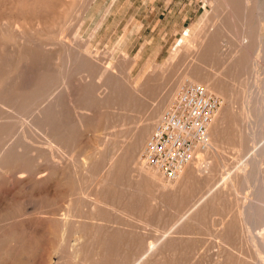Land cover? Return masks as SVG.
Returning a JSON list of instances; mask_svg holds the SVG:
<instances>
[{"label": "rangeland", "instance_id": "obj_1", "mask_svg": "<svg viewBox=\"0 0 264 264\" xmlns=\"http://www.w3.org/2000/svg\"><path fill=\"white\" fill-rule=\"evenodd\" d=\"M263 3L264 0H249L250 7H254V14L262 19L260 25H256L253 30L256 34L259 32L262 35V41H264ZM32 4H35L37 9L35 14H31L29 9ZM214 6L215 0H211V7L206 10L200 9L190 0H0L1 68L16 73L18 49L20 47L30 49L35 46L32 49L39 55L37 54V59L30 61L28 67L26 66L25 74L28 73L26 80L33 82V79L36 80L45 68H50L51 71L53 69L54 72L52 80L45 84L44 91L27 99L22 108L15 107L14 104L0 108L1 120L12 122L5 132L7 137L6 134L0 137V150L1 147L19 144L21 148L30 151V158L36 159L34 161L36 169L51 173L61 165V167H67L71 176L75 178H73L75 187L72 186L74 190L71 194H68L70 192L66 194L62 174L58 175L61 179L60 177H57L58 180L56 177L52 178L41 190H37L36 185L29 182V178L17 179L9 174V180L5 184L0 183V214L9 208L15 212L16 209H20L17 212L19 217L15 220L0 218V237L5 231L7 232V229H12L9 225L10 227L15 225L12 230L17 233L19 231L21 233L25 227L30 229L31 226V229H35V232L41 235L38 239L42 242L38 240L37 244H41L36 246L35 254L34 249L33 259L28 264H55L56 259L59 260L56 258L58 254L54 247H58L59 244L56 242L61 240L55 238L58 241H49L54 239L53 235L52 238H48L52 230L50 227L48 230L49 225L46 222L42 224L44 222L42 217L39 218L48 205L52 207L57 203V206L64 208L70 204V201L75 202L76 199L91 200L95 196L98 182L102 175L106 174L111 160L113 161L112 157H116L118 152L121 153L118 150L120 146L126 145L139 130L147 126L154 128L160 115L187 82L203 83L207 86L210 74L225 71V64L230 61V57L242 43L243 32L238 27L224 31L216 45L218 58L202 61L204 46L208 44L215 27ZM108 8L109 11L104 16ZM99 22V28L94 33L93 29ZM18 30L25 32L22 43L16 36L19 34ZM189 31L191 35L186 36ZM183 37L187 38L186 44L173 54L175 44ZM245 40V46L252 47L248 53L249 59L245 60L246 66H243L236 79L232 80L234 82L229 85L226 95H220L207 86L221 101L214 121L218 119L220 122L228 112L230 116L222 125L230 134H225L221 140H214L210 154L204 155L205 150L200 151L204 157L201 155L194 157L197 166L205 161L208 168L204 165V168L206 167L204 169L206 171H203L204 175L202 173L199 182L190 186L192 189H189L183 202L169 205L156 195L152 188L143 191V187L138 185L141 179L138 178L141 176L140 168L151 167L143 161L146 144L136 161L130 160L126 164L118 193L121 196L126 193L125 196L132 197L135 203L131 206L134 208L131 218L125 219L120 212L121 217L117 218L119 226L122 225V228L126 226L133 233L131 239L127 238L128 245L126 242L121 244V250L128 251V254L123 256L121 264H132L144 255L146 247L151 242L158 243L165 237L180 240L169 253V264H222L227 261L228 256L241 257L249 264H264V219L262 223L259 222L262 219L255 222L258 226L252 222V226L250 225L252 228L248 226L249 228L245 229V224L240 226L238 217V210H241L251 197L252 187L240 185L225 199L223 210L217 213L208 211L199 222L185 227L189 223L186 217L191 214L190 211L197 204L208 198L216 179L219 178L218 183L221 184L222 177L225 179L230 174L242 172L255 148L254 140L245 141L243 100L245 101V94H250L260 85L264 86V75L261 76L264 74L262 70L264 69V42L261 41V48L260 43L253 44L251 40L249 42L246 31ZM87 56L88 64L91 65H88L89 67L82 64L80 60H76ZM197 67L201 68V75L198 78L191 75L190 78L185 77L187 74H192ZM38 69L41 70L40 73ZM33 73L36 74L35 77ZM61 75L64 77H60ZM108 81L110 83L107 84ZM119 83L126 88L122 91L124 94L134 95V91L142 90L146 99L141 100L137 107L129 105L126 99L117 100L116 104L112 102L108 107L103 97L112 95L110 88H114ZM55 97L66 99L64 114L74 129V137L66 147H61L62 152L57 151L53 160L50 157V151L60 146L58 139H50L45 130L37 128L29 131L26 138L22 133L39 108L50 98ZM212 153L218 155L217 162H214ZM39 154L44 157L39 158ZM78 165L84 170H79ZM210 168H213L212 171ZM77 169L78 171L75 172ZM163 179H165L164 176ZM25 180H27L26 184L23 185L21 181ZM164 181L168 183L167 179ZM19 184L24 187L21 188ZM99 204L101 209L108 210L101 218L103 220L100 219L101 222L106 223L110 215H114L113 218L116 217L113 208L111 212L109 202ZM115 204L120 205L118 207L120 210L124 209L122 200L120 204ZM85 211L89 212L87 208ZM109 221L112 220L109 219ZM83 222L85 223L84 220ZM87 222L93 228V218H89ZM231 227L233 228L231 239L226 240L224 234ZM84 229L86 230L87 227L85 226ZM251 229H254L253 232ZM251 233L257 235V237L253 236L252 240L255 238L253 241H251L253 235ZM261 233H263L262 236H260ZM42 235L47 238H43ZM76 241H70L69 253L72 252L73 243L78 246L82 243L83 252L89 238L83 236L80 240L78 239L79 243ZM83 242L86 243L83 245ZM42 244L45 247L47 245L46 248H49L50 252L49 250L43 252V249H46ZM53 245L55 255L51 253ZM6 246L8 247V244ZM86 247V252L82 255L89 254V250L91 252L92 244ZM82 255L79 258L74 257V261L76 262L77 258V261L80 260Z\"/></svg>", "mask_w": 264, "mask_h": 264}, {"label": "bare ground", "instance_id": "obj_2", "mask_svg": "<svg viewBox=\"0 0 264 264\" xmlns=\"http://www.w3.org/2000/svg\"><path fill=\"white\" fill-rule=\"evenodd\" d=\"M34 5L35 4H32L29 6L31 14H35L37 12L36 11L37 9ZM108 11H109V8L106 10V13L104 12L105 13L104 16L108 13ZM214 11L215 12H214V17H213V22H214L215 27L213 26L214 27L213 33H212V36L208 44L204 46V51L201 55L202 61H207V60L218 58L217 57L218 52H217L216 45L218 43L217 41L219 40L220 36L222 35L224 31L231 29L232 27H238V28H241L243 32L242 43L239 45L238 48H236L235 53L232 54V56L229 59L230 61L226 63L227 65L225 64L224 66V68L226 67L227 70L225 69V71H220V72H215L214 74H210L209 85H207L210 89L218 92V94L226 95L229 85L233 84L234 82V81L232 82V80H235L236 79L235 77L238 75V73L243 68V66L244 65L246 66L245 60L249 59L248 53L250 52V50H252V47L250 48L249 46L247 47L245 46V41H246L245 31H246V36L248 37L249 42L251 40L253 44L254 43L261 44V41L263 38L262 35H260L259 32H257L256 34V32L253 30L255 29L256 25H260V22L262 21V19L257 17L254 14L255 13L254 7H250L249 0H215ZM100 22L97 25H95L93 29L94 33L95 31L98 30ZM190 35H191V31L186 33V36H190ZM16 36H18L17 38L20 39L21 43L24 42V39H25L24 31L20 30L19 34ZM186 40L187 38L183 37L180 39V41H178L175 44L174 49H173V54H176L178 50H180V48H182L186 44L187 42ZM30 41L31 40H29V42ZM33 44L35 45L36 43H33ZM26 45H28V43ZM261 46L262 44L259 47L261 48ZM33 47L35 48V46H32V48ZM27 48H29V45ZM32 48L24 49V47L23 48L20 47V49H18V53L16 55V62L18 63L17 69L15 68L16 73H12L8 70H3L0 66V108H2L4 105H9V104H14L15 107L19 106L22 108L24 104L26 103V101H28L27 99H29L30 97H33L35 94H38L41 91H44L43 89L45 87V84L50 82L52 78L54 77L53 69L51 71L50 68H45L43 69V72H41L40 70L42 68L41 67L40 69H38L39 73L40 72L41 73L40 75L38 74L39 76L37 75L38 78L36 80H34L35 78L33 79V82L32 81L28 82V80H26L27 79L26 75L28 74V73L25 74L26 69H27L26 66L28 67V63L30 61L36 60L38 57L37 56L38 53H36V51H34V49ZM260 48L258 49L260 50ZM88 59L89 57L87 56L86 58H81V59L77 58L76 60H80L82 64H84L87 67L90 64V63L88 64ZM23 63L24 65L21 66V64ZM33 67L35 68L34 65ZM200 71H201V68L197 67L195 71L192 72V74H187L185 77L190 78V75H191V77L198 78L201 75ZM33 75L34 77L36 76L35 73H33ZM263 75L264 74H262L261 76L263 77ZM60 77L63 78L64 75H61ZM108 83H110V81H108L107 84ZM193 83H196V82H193ZM129 88L131 89V87ZM110 89H111V92H113V94L103 97L105 104L108 105V107H110L109 104H111L112 102L114 103L115 101L122 100V99L124 100L126 99V102L128 101L129 105L131 104L137 107L140 104L141 100L143 101L146 99V97H144V95L142 94L143 93L142 90L134 91L135 93L134 95L124 94V92L122 91L126 90V88L124 87V85L120 83L116 84L114 88H110ZM132 89L134 90L135 88H132ZM173 101L174 99L172 100V102ZM243 102H244L243 104L244 105L243 106L244 115L242 116H245L244 117L245 118V141L252 139L256 142L254 151L252 152L251 156L247 159V162L245 163V169H243L242 172L238 171L237 173L230 174L225 179L222 177L221 184L218 183L219 178L216 179L214 188L211 190L208 198L207 199L205 198L203 202L201 201V203L197 204L190 211L191 214H189L186 217V220H188L189 223L185 227L192 226V224L199 222L200 218H202L204 214H206L208 211H213L217 213L220 210H223L225 206L224 205L225 199L230 195L232 190L238 189V187L242 184H245V187H249V188L252 187V192H251V197H249L248 200L245 202V206L244 207L242 206L243 208H241V210H238L240 226L242 227L243 224H245V229H247L249 228L248 226H250L252 222L255 223L256 221L262 219L261 221H259L262 223L264 219V86L260 85L258 86L257 89L255 88V91L251 92L248 95L245 94V101L243 100ZM114 104H116V102ZM65 105H66L65 98L64 99L62 97L50 98L48 102L42 107H40L39 110L34 114L32 120H30L31 122L28 123V127L22 133L23 137L26 138L27 133L29 131H32L34 128H37L38 130H45L46 133L49 135L50 139L52 140L58 139L60 146L57 148H53L50 151L51 153L50 157L53 160H54V157L56 156V153H58L57 151L62 152L63 150H61V147L62 146L66 147L73 140V137H74V129L72 128L69 120H67L66 115L64 114ZM169 106L160 115L154 128L151 126H147L143 128L142 130H139L134 136L131 137V140L126 145H122L119 147L118 150L121 153L119 154L118 152L119 155L117 154L116 157L115 156L114 158L112 157L113 161L111 160V164L109 165L106 174L102 175L100 182H98L97 190L94 193L95 196L92 197L91 200L87 201L84 198L76 199L75 202L74 200L72 202L70 201V204L64 208H62L61 206H57L58 205L57 203H56L57 205L55 204V206L53 205L52 207L48 205L47 206L48 208L41 213L40 217L38 215L39 218L42 217V220H44L42 224L46 222L47 225H49L47 226L48 230H50L49 227L52 230L51 231L52 234L51 232L47 230L50 233L49 235H51V236H48L49 239L54 236V239L52 238V240L50 239L49 241L56 242L58 240H61V242L60 241L56 242L57 244H59L58 247H54V245H57V244H54L51 247V250L53 247L55 248V250L57 249L58 256L56 254L57 256L56 258H59V260L56 259L55 264H121V260L123 259V256L125 254H128V251L121 250V247H122L121 244L123 242H126L128 245L129 241L127 240V238H130V237L132 238L133 233L130 231V229H128V227L125 226V228H122L121 224H120L121 226H119V223H118L119 221L117 220V218L121 217L122 214H123V217L125 216V219L131 218V213L133 212V209H134L131 206L133 205V203H135V200L128 195L125 196L126 193L124 194L125 198H121L124 196H121L118 193V188L120 186L119 185L120 179L123 173L125 172L126 164L130 160L135 162L138 155L141 154V151H143L145 144H147L146 143L148 141L147 138L148 139L150 138L151 134L154 132V130L156 129V126L161 120L164 112L169 108ZM229 116L230 115L228 114V112H226L220 122L218 121V119L217 121L216 120L213 121V124H212L213 127L211 125L212 129L210 128L211 131H209V139H208L209 143L206 146V148L199 149L195 152V155H194L195 158L198 157L199 155L203 156V153H201L200 151L206 150L204 155L210 154L211 147L213 146L214 140L216 139L221 140L225 134H230V132H227V130L222 125L225 121H227ZM11 123H8V121H2L0 118V137L3 136V134H6L5 132L7 131V129H9V125ZM152 128L153 130L151 132ZM240 133L241 132H239V135ZM6 137H7V134H6ZM239 137H241V135ZM30 154H31L30 151H27L24 148H21V145L19 144H12L5 148L1 147V150H0V183L5 184L10 178L8 177V174H9V176L15 177L17 179L29 178L30 180L29 182L34 183L36 185L37 190H41L44 186H47L46 184H48L52 178L60 177L58 175L62 174V180H63V183L65 184L64 187H66L65 188L66 194L67 192H70L68 194L72 193V191L74 190L72 186L74 185L75 187V184L73 181L75 178L74 176H71L72 174H70L67 167H63V166L61 167L60 165L53 172L46 173V171H44L45 172L44 173L42 170L36 169L35 164H34L35 163L34 161L36 159L34 157L30 158ZM212 154L214 157V162H217L218 155L214 153ZM38 157L41 158V157H44V155L39 154ZM194 157L189 162V164L185 167L183 173L179 176V178L174 180L175 182H172L173 180H169L164 177L165 179L168 180V183H165L164 181L165 179H163V176H164L163 173H161L154 166H151L149 169L142 167L139 170L141 176L139 175L140 177L138 178H141V179L138 185L143 187L142 189L143 191L144 189L152 188L155 194L160 196V198L169 205L182 203L186 195L189 193V189H192L190 188V186H192V184L194 183L199 182V179L202 177V173L204 169H206V167L208 168V165L207 163H205V161H203L200 165L197 166L194 162ZM204 165L206 166L205 168H204ZM79 167L81 166L78 165L79 170L81 171L84 170ZM209 167H210V164H209ZM78 169L75 170V172L78 171ZM212 169L213 168H210V171H212ZM71 173L73 172L71 171ZM58 179L59 178H57V180ZM27 180L21 181L22 183H24L23 185L26 184L25 182ZM62 180L60 182H62ZM20 186L21 188L24 187L22 185ZM20 186H18V188ZM195 186L197 185L195 184ZM129 187L131 186L129 185ZM193 188H194V185H193ZM127 189H130V188H127ZM136 189H133V190H136ZM104 200L106 202H109V205L111 206L110 208L111 212L113 209L116 212V213L113 212L116 215L115 218H113L114 215H110L109 219L112 220L111 222L110 221L108 222L109 219L106 220L107 221L106 223L103 221L101 222V220H103L101 218H103L106 212L108 211V210L105 211L104 209L100 208L101 204L99 203L105 202ZM121 200L124 206V209L122 210L118 208L120 205L116 206L115 204V203L120 204ZM86 208L89 210V212L85 211ZM19 211L20 209H16V212H15V210H13L12 208L11 209L9 208V210L0 214V218L2 219L11 218L12 220H15L17 217H19V215H17V212ZM119 212L121 215L119 214ZM89 218L91 219L93 218L94 220V223L92 224L93 228H91L88 225L87 220ZM83 220L85 221V223L86 222L87 223L85 224ZM85 226L87 227L86 230L84 229ZM251 226L250 228H252ZM255 226H258V224H256ZM13 227H10L9 225V228L13 229ZM28 228L29 227L23 228L21 233L20 231L17 233L15 230L7 229V232L5 231L4 234L0 237V264H28L32 261L31 259H33L32 256H34L33 255L34 249L37 248L36 247L37 245L41 244V243L37 244L38 240L41 241L40 239H38L39 236L41 235L40 234L38 235V233L35 232V229L34 230L33 228L31 229V226H30V229ZM35 228L37 227L35 226ZM88 228H90V230H88ZM17 230H20V229H17ZM232 230L233 228L231 227L229 231H227V233L224 234V237L226 240L231 239ZM251 234H253L251 236V241H253L255 239L254 238L252 240L253 236L257 237V235H255V233H251ZM262 234L263 233H261L260 236H262ZM83 236L89 238V241H87V244L89 246L90 244H92L91 252H89L90 250L89 251L87 250L89 254L87 255L83 254L84 256L82 255V253L86 252L85 250L86 246L84 247V251L82 252V248H83L82 243L79 246L73 243L76 240L78 241V239L80 240V238H82ZM2 237L4 238L1 239ZM42 237L47 238L45 235H42ZM55 238L58 240H55ZM70 241H73L72 242L73 244L72 245L70 244L71 246H73L71 253H69L70 251H68ZM179 241L180 240L174 239L172 237H169V238L165 237V238H162L158 243L151 242L150 245L146 247L144 255L140 257L138 260H135V262H133L132 264H169L170 262L169 253L176 247V245H178ZM44 242L48 243V241L46 240ZM52 243L53 242H51V244ZM85 243L86 242H83V245ZM6 244H8V247L6 246ZM46 247H45L46 250L43 249V252L49 250V248L47 249ZM54 248L51 251V253L53 252V254L54 252L56 253V251H54ZM36 252L37 250L35 249L34 254ZM45 253H42V254H45ZM80 255H82V257L80 258V260L77 261ZM76 256H78V258L76 259V262H75L74 257L76 258ZM227 258H228L227 261L222 264H249V262L245 261V259L241 257L232 258L228 256Z\"/></svg>", "mask_w": 264, "mask_h": 264}, {"label": "built area", "instance_id": "obj_3", "mask_svg": "<svg viewBox=\"0 0 264 264\" xmlns=\"http://www.w3.org/2000/svg\"><path fill=\"white\" fill-rule=\"evenodd\" d=\"M190 2L202 10L211 7V0ZM220 106V99L202 83L185 84L148 139L143 161L169 180L179 178L195 152L208 145Z\"/></svg>", "mask_w": 264, "mask_h": 264}]
</instances>
